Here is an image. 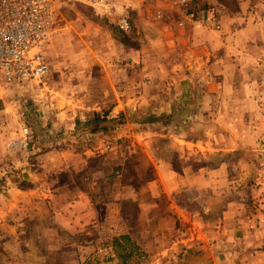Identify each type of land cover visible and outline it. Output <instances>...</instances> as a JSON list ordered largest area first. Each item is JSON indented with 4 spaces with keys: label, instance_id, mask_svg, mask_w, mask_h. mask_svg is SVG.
Here are the masks:
<instances>
[{
    "label": "rangeland",
    "instance_id": "1",
    "mask_svg": "<svg viewBox=\"0 0 264 264\" xmlns=\"http://www.w3.org/2000/svg\"><path fill=\"white\" fill-rule=\"evenodd\" d=\"M244 1L259 34L244 44L234 36L211 60L198 50L204 72L191 71L189 51L175 48L163 27L174 16L183 26L190 17L219 28V8L234 12L241 0H58L45 50L49 74L0 91V192L22 183L32 163L48 161L58 172L63 155L82 185L120 180L130 189L123 207L142 249L137 264H264V0ZM179 36L186 45L187 35ZM96 113L106 120L91 125ZM170 165L176 172L168 174L193 179L176 193L189 214L166 197L158 200L161 214L155 206L143 224L140 188L154 206L155 181L162 185ZM106 188L101 182L91 194ZM161 217L168 222L158 225ZM44 220L36 214L19 250L1 259L45 254ZM26 234L35 236V252ZM109 243H100L99 259L111 255ZM123 245L118 264L130 249Z\"/></svg>",
    "mask_w": 264,
    "mask_h": 264
},
{
    "label": "crops",
    "instance_id": "2",
    "mask_svg": "<svg viewBox=\"0 0 264 264\" xmlns=\"http://www.w3.org/2000/svg\"><path fill=\"white\" fill-rule=\"evenodd\" d=\"M219 9V28H211L208 21L190 17L183 26L180 25L182 20L173 16L170 26L162 29L163 32L171 31L174 34L175 39L172 40V44L175 48L185 50L183 54L186 52L188 54L189 51L187 61L189 59L188 66L191 71L199 70L198 66H201V70L205 72L206 54L211 60L213 49L227 47V43L234 36L237 37V41L244 44L248 40L255 39L259 34L256 26L259 25L258 20L255 15L248 14L247 3L244 0H241L240 8L234 12L226 8ZM182 31L187 35L184 37L187 42L184 46L181 45L179 36ZM187 31L190 33H186ZM198 50H203L206 54H196ZM62 157L63 155L57 161L58 172L51 173L50 166L52 165L50 164L53 163L48 161L32 163L31 166L27 165V175L24 176L22 183L14 184L6 193L0 192V264H118L115 258L113 238L123 234L132 237L128 219L131 215L123 207L126 202L125 194L130 189H127L125 184H121L120 180H116L115 183L111 182V186L107 181H101L102 185L105 184L108 188L103 192L97 189L98 193L92 195L91 190L101 182H94L90 179L88 180L90 182L87 181L82 185L72 176L67 158ZM15 164L17 167L23 165ZM12 167L15 168V165ZM167 167L169 170L164 168L166 170L161 171L162 185L159 181H155V198L157 199L154 206H152L153 202L149 203L147 200L148 188L141 186L140 190L145 193L136 197V200L139 199L138 220L143 224H148L149 220L151 223V211L155 206L156 216L161 214L158 200L166 197L170 199L171 206H174L177 212L185 211L189 214L187 204L183 205L180 202V196L176 193L184 186L183 184H187L190 190L188 183L193 184V179L190 176L185 180L184 176L170 175L168 173H174L175 170L171 165ZM150 190L154 194L153 185L150 186ZM160 190L164 192L163 195ZM36 214H41V217L46 219L42 227L46 233L45 254L38 259L34 257L33 259H1L5 251L17 252L19 250L20 243L25 238V236L21 238L20 233L29 229L27 223H30ZM20 217L27 218L20 219ZM161 219L163 220L158 219V225L168 222L162 217ZM25 232L30 233L31 231ZM26 236L28 251L31 249L35 252L31 244V242L34 243L35 236L33 234H26ZM135 236L137 238V234ZM101 242L109 243L107 248L110 249L111 255L99 259V254L103 251L100 246ZM174 246H177V243ZM160 260H157L158 263ZM146 264H153V262Z\"/></svg>",
    "mask_w": 264,
    "mask_h": 264
},
{
    "label": "built area",
    "instance_id": "3",
    "mask_svg": "<svg viewBox=\"0 0 264 264\" xmlns=\"http://www.w3.org/2000/svg\"><path fill=\"white\" fill-rule=\"evenodd\" d=\"M57 1L0 0V91L41 81L49 74L45 50L52 35ZM118 24L129 31L127 17ZM24 132L28 133V128Z\"/></svg>",
    "mask_w": 264,
    "mask_h": 264
},
{
    "label": "trees",
    "instance_id": "4",
    "mask_svg": "<svg viewBox=\"0 0 264 264\" xmlns=\"http://www.w3.org/2000/svg\"><path fill=\"white\" fill-rule=\"evenodd\" d=\"M106 120V115L104 114V116L102 117V115L96 113L93 116V119L89 120V123L92 124H99L101 121ZM102 130H107V128L103 127L101 128ZM97 130H99L97 127L94 128L92 131L96 132ZM124 242L126 243L127 246L130 247V249H126L123 252H120L118 254V258L120 259V263L119 264H137L138 262L136 261H132L134 258V255L137 254L136 251H141L142 249L140 247V245L136 242L133 241V239L128 235V234H123L120 236H116L113 238V247L114 250L117 251V249L119 247H126L124 244ZM142 254V253H141Z\"/></svg>",
    "mask_w": 264,
    "mask_h": 264
}]
</instances>
